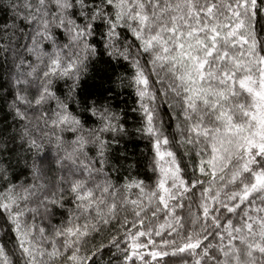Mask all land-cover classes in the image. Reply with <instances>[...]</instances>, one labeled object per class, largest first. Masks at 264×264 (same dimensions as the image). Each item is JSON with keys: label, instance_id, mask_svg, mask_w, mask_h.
I'll list each match as a JSON object with an SVG mask.
<instances>
[{"label": "snow or ice", "instance_id": "snow-or-ice-1", "mask_svg": "<svg viewBox=\"0 0 264 264\" xmlns=\"http://www.w3.org/2000/svg\"><path fill=\"white\" fill-rule=\"evenodd\" d=\"M0 112V264H264V0H0Z\"/></svg>", "mask_w": 264, "mask_h": 264}, {"label": "trees", "instance_id": "trees-1", "mask_svg": "<svg viewBox=\"0 0 264 264\" xmlns=\"http://www.w3.org/2000/svg\"><path fill=\"white\" fill-rule=\"evenodd\" d=\"M124 99L128 100V102L131 103V98L128 95H125ZM3 115V112H0V120H2ZM131 121L132 117L131 114H129V126H131ZM121 144L123 145V147L117 146V151L114 152V155H118L119 151L126 149L129 156V162H139V172L141 176H143L146 171V157L141 155L142 150L144 149V141H141L139 139L127 140L126 138L125 141L121 142Z\"/></svg>", "mask_w": 264, "mask_h": 264}]
</instances>
